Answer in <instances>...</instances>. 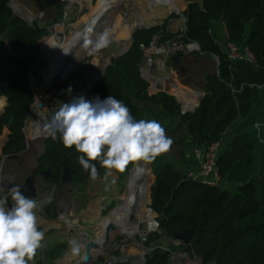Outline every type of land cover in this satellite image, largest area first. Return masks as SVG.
Wrapping results in <instances>:
<instances>
[{
    "label": "trees",
    "instance_id": "16d2710c",
    "mask_svg": "<svg viewBox=\"0 0 264 264\" xmlns=\"http://www.w3.org/2000/svg\"><path fill=\"white\" fill-rule=\"evenodd\" d=\"M11 1L0 0V41L6 39L13 52L0 49V97L8 99L0 117V136L4 127L10 130L3 155L19 154L27 148L24 127L35 100L30 74L42 80V70L49 59L42 52L41 42L50 35L48 26L62 16L61 7L54 19H45L41 25L37 21L30 23L14 12ZM187 1L190 2L184 12L187 38L197 42L204 55L219 58L218 74H206L205 94L195 112L182 114L175 96L165 91L152 93L149 83L142 78L145 57L141 45H149L154 38L161 44L176 36L166 26L158 25L133 33L130 49L112 59L87 100L96 96L103 100L111 95L121 100L137 120L150 119L142 115L137 103L160 107L162 116L178 121L173 131L166 134L173 139V148H181L183 161L190 148L194 153L196 148L222 142L217 159L221 184L217 186L190 178L189 173L161 155L150 162L152 182L154 176L155 181L145 191V201L149 203L151 197L148 211L157 215L154 225L159 231L149 234L147 247L162 244L163 234L174 239L193 228L200 233L199 244L206 251L204 264H264V126L260 132L255 128L256 122H264V0ZM96 9L95 4L91 12ZM218 22L225 24L228 34L225 43L248 47L257 59L256 65L228 58L226 47L224 50L212 33ZM13 115L14 121L9 124ZM44 145L32 174L44 176L45 185L62 184L64 155L67 165L77 168L72 175L74 184L90 180L89 173L78 162L80 153L74 147L66 148L59 134L56 139L47 137ZM96 166L103 177L104 169L98 163ZM133 167L130 164L120 174L127 175ZM48 169L51 173L43 175ZM229 184H235L236 188L230 190ZM44 211L49 219L55 218L56 203H49ZM67 250V242L61 240L43 253L38 264H55ZM146 264H169V252L154 249L146 256Z\"/></svg>",
    "mask_w": 264,
    "mask_h": 264
},
{
    "label": "rangeland",
    "instance_id": "374dc122",
    "mask_svg": "<svg viewBox=\"0 0 264 264\" xmlns=\"http://www.w3.org/2000/svg\"><path fill=\"white\" fill-rule=\"evenodd\" d=\"M199 1L201 2L202 0ZM101 3L102 0H85L83 4L84 11L81 14L77 13L76 17L73 20V26L68 28L65 34L61 35V38L55 36L58 42H64L67 40L66 44L61 48V51L67 49L70 41L75 36V33L78 31H82L85 25L97 15V11L100 9ZM189 3H190L189 1L184 0V3L182 4L180 3L181 4L180 6L183 9L187 10ZM63 4L64 2L61 5H59L57 3V0H12L11 1V7L13 8L16 14H19V12L23 10L24 14H26L25 17L28 14H30L32 17L37 19L38 13L44 11L46 20L54 19L55 16L54 9L56 7H59V9H61V7H63ZM95 4L97 5V9L91 12ZM150 10L151 9L149 7L148 0H129L123 2L122 4L119 5V7L113 10L109 18H106L104 22L99 24L98 27H96L95 29V33L102 32L105 27L111 29L112 43L110 44L109 47L101 50L98 54L94 56H89L86 50L81 45L78 46L79 48L78 50L76 49V53H73L69 57V62L75 65V69L72 72L66 74L65 77L64 75L63 76L61 75V78L64 80V82L63 80H61L62 82L58 85L56 90L50 96L48 95V101L46 103V108L44 112H40L38 109H35L30 113L31 115L26 124L29 129L27 131V134L26 132L25 134L27 136V139L30 138L35 142L33 141L32 143L27 144L29 149L26 148L24 152L19 154L13 153L8 157L4 156L3 162L2 160H0V167L6 173H9L11 175L9 176L11 177V179L15 178L17 181L20 179L19 184L23 185L25 179L30 174H32L31 172L34 171L35 168L37 167V159L40 153L44 150V146H45L44 141L47 137H49L47 134H44L42 131L41 132L37 131V127H38L37 121H39L42 117L50 118L52 112L54 111L53 108L57 106V102H64V103L70 102L72 99L68 100V98L73 95L74 91H79L83 88H87L89 93V91L93 89L91 87H94L95 84L103 77L107 67L111 64L112 59L124 55L130 49L132 43V35L137 29L145 28V26H157V25L163 27L166 26L167 30L171 33L183 29L184 23L182 20V16L180 14L177 15L175 14L174 16H171L169 15L167 8H162V7L157 8L155 11H150ZM89 14L90 17L87 20H83V18ZM138 20L141 22V24L138 25L135 29V23ZM33 22L36 21L35 20L30 21V23ZM129 29H132L130 41L127 40L126 42L127 49L124 52H121L124 43L118 40L117 34L118 33L122 34V32L123 34H125L128 31H130ZM223 31L225 32V28L223 29ZM212 33L216 37V39H218L221 42V47L224 50H226L225 49L226 34L224 33L225 34V38H224L219 32H217L214 29V27H212ZM48 58L50 60L49 63L51 65V68L48 70L49 72L45 78L43 75L42 80L37 81L38 84L35 87H37L38 90H40L41 88H45L47 86L48 84L47 82L52 76L53 69L57 65V62L61 58V56L59 52H55ZM196 58L209 59L212 62V70L217 72V63L219 61L217 56L196 54ZM172 79L175 80V78ZM69 86L72 87L71 95L67 93V89ZM161 90L162 89H159L158 92H160ZM165 91H167L170 94H174V90L173 89L170 90L169 88V83L167 84ZM89 94H87L84 98L87 99ZM137 104L141 110V113H143L142 115L147 116L146 113H148L150 110L148 111L144 107L148 108V105L142 103H137ZM154 111L156 112V115H154L152 119L158 120L165 128L166 133L173 131V129L178 125L177 123L178 121H172V119H167L166 121L161 120L160 114L162 113L158 111V109H154ZM1 145L2 143L0 144V154H2ZM170 150L171 151L168 152L172 155L167 156L168 153L167 152L162 154L161 156L164 157L169 162H173L178 168L181 169V171H183V169L186 168L189 161H187V159L186 161H183L181 159V155L179 154L181 148H173V146H171ZM192 151L193 149L191 148L187 151V158L192 154ZM21 162L25 163V165L28 164L30 170L29 172L24 173L25 170L22 169L23 173L21 174L20 177L19 165ZM147 163L149 167V177L147 180V184L145 186V190L141 195V202L137 206V210L135 212L134 217H136L137 219H136V225H134V231H132V233L130 234L131 239L127 237V235L129 234L126 232H122V233L111 232L113 234L112 237L113 240L110 243L109 248H107L108 250L103 251L102 253L99 252L98 255H96L95 259L93 260L92 264H105L106 260H108L110 256L118 257L119 252L117 251V248L121 247L122 245H127L126 248L130 249V252L134 254L133 258H137L138 254H140L142 247L138 246V241H140L139 234H136L135 236L133 235L135 234L136 231H139L140 234L142 235L143 232H145L148 227L150 228V226L146 223V222L149 223V218L151 217L150 218L151 222L155 218V215H153V213H149L148 211L149 210L148 208L151 204V198L149 203L145 201L144 193L145 191L147 192V188L152 182L154 175L152 170V165L150 164V162ZM136 164H134V166H136ZM132 169L125 176H122L120 173H118V180L115 183H113L112 189L106 188V183L102 180V177L97 179L95 184L99 185L98 181H102L103 183V194L99 196L103 199V201L101 205L102 208L100 210L101 215L97 216V219L92 222H85L84 218L81 217L79 213L76 212L78 206V196H77L78 193L76 191L77 186L75 187L74 185L77 184L71 182L65 185L61 184L58 186L49 187L43 183L44 176H42L43 178L38 176L37 187L40 197L37 200L38 208L36 210V214L38 216V227L40 230H43L45 232V239L42 242V247L37 250L36 256L34 257V260L30 262V264H38V261L41 259L43 253L46 252V250L50 249L57 242L61 240H65L67 242L70 238H77L80 244L82 245L79 255L76 256L72 255L68 246L67 252L63 256L56 259L54 263L76 264L78 261H80L83 257V253L87 241L92 239L96 240L99 238V236L103 232V224L105 219L107 217H110L111 213L118 206L122 205L125 197L128 196V191H129L128 183L132 173ZM151 172L153 173V175L151 174ZM90 181L91 179L87 183H89ZM154 181H155V177L150 188L152 187ZM3 184L0 185V189H2ZM234 188H236L235 184L229 186V189L232 191ZM48 197L49 199L46 200ZM51 202L56 203V208L58 213L57 216L53 219H49L44 211L46 205H48ZM90 203L92 204L94 203V201ZM109 237H111V235ZM51 238L52 241H49ZM82 239H83V243H82ZM130 242L131 244L128 246ZM174 248L176 249L180 247L175 246Z\"/></svg>",
    "mask_w": 264,
    "mask_h": 264
},
{
    "label": "clouds",
    "instance_id": "9594fccd",
    "mask_svg": "<svg viewBox=\"0 0 264 264\" xmlns=\"http://www.w3.org/2000/svg\"><path fill=\"white\" fill-rule=\"evenodd\" d=\"M96 23L91 20L73 37L89 56L112 43L108 27L94 35ZM67 93L71 95V86ZM37 126L53 139L59 134L66 148L74 147L80 153L79 164L92 181L101 178L98 163L104 169L106 187L114 173H124L130 164L154 161L170 151L174 142L158 120L134 119L130 109L111 95L103 100L80 96L68 103L57 102L50 118L42 117ZM37 208V200L26 197L19 185L11 187L7 196H0V264H30L34 260L45 239V232L38 227ZM67 243L71 254L79 255V240L70 238Z\"/></svg>",
    "mask_w": 264,
    "mask_h": 264
},
{
    "label": "built area",
    "instance_id": "2783aa9c",
    "mask_svg": "<svg viewBox=\"0 0 264 264\" xmlns=\"http://www.w3.org/2000/svg\"><path fill=\"white\" fill-rule=\"evenodd\" d=\"M63 7H62V16L56 23L48 26V30L50 32L51 36L60 37L61 35L65 34L66 30L73 26V20L76 17L77 13L81 14L84 11V2L85 0H64L63 1ZM179 8L178 10H171L169 11V15L174 16L175 14H180L182 16L183 20V29L177 30L176 32H172L176 34L174 38H171L167 40L164 43L159 44L157 41V38H154V40L149 45H141V48L144 52V63L141 66V75L142 78L145 79L149 83V90L152 93H158L159 89H162L161 91H165L166 86L168 83L172 81V70L170 68V58L175 53H195L199 55H204L202 53L200 45L195 42L191 41L187 38V20L185 18L184 12L186 9H183L180 5L184 3V0H178ZM181 3V4H180ZM153 4V6H152ZM149 5L151 6L153 11H155L157 8H168L166 3H159L156 2V0H149ZM27 18L30 21H37L40 25L45 20V12L41 11L37 15V19L32 17L30 14L27 15ZM29 21V22H30ZM152 26H145V28H150ZM49 36L46 37L41 42V49L45 57H50L53 53L49 51V49L46 48L45 40L49 39ZM226 38H228V34L226 32ZM4 48L6 49L10 54H13L12 48L7 40L0 41V49ZM226 49L228 58L231 61L234 62H245L248 64L256 65L257 59L255 55L249 50L248 47H239L238 45L228 41L226 43ZM49 59V58H48ZM219 60V58H218ZM50 62V60H49ZM50 63H48L49 66ZM47 66V67H48ZM218 68H219V61L217 63V74H218ZM44 73L42 72V76ZM38 80L33 73L30 74V87H35L38 83ZM251 88L258 87L261 88V86L258 85H250ZM93 88V87H91ZM85 89V88H83ZM87 89V88H86ZM243 89V88H242ZM92 91V89L89 91V93ZM167 92V91H165ZM236 92V90H234ZM86 93H88V89L86 90ZM175 94V93H174ZM176 97L178 99V102L181 105L182 114H186L189 112H195V110L199 107V101H188L185 100V98L181 97L180 95L176 94ZM35 102V100H34ZM32 104L31 112L34 111ZM30 117V116H29ZM29 119V118H28ZM28 120L26 121L27 124ZM264 126V122H256L255 128L258 132H260L261 128ZM28 126L25 125L24 127V133L28 131ZM25 134V143L30 144L34 140L27 139V136ZM27 139V140H26ZM35 142V141H34ZM206 147H199L194 150L195 157L199 163V169L194 172H190L188 175L190 178L194 180H198L202 182L205 185L209 186H217L221 184V176L217 165V159L218 155L222 148V142L217 141L213 142L212 144L205 145ZM28 147V145H27ZM29 148V147H28ZM13 181L15 183L17 180L11 179L10 181ZM13 183H9V185L0 191V196H7V190L11 188V185ZM156 217V215H155ZM154 222V220H153ZM159 231L156 226L152 227L151 229H148L143 232L141 235L139 234V240L138 246L142 247V250L140 251V254H138L137 258H133L134 254L130 252V249H127V245H122L121 247L117 248V251L119 252L118 257L117 256H110L108 260H106L105 264H146V256L151 253L156 248H161L164 251L169 252V264H200L198 254L195 252L193 248L191 250H187L182 248L184 245L181 241L176 240L175 238H167L164 234L162 235L161 242L162 244H155L151 247H147L145 243L148 241V236L152 232ZM127 235V234H126ZM129 239H131L130 235H127ZM164 241H168V244H173V247L177 246L180 248H172L170 245L164 244ZM131 244V242L128 244V246ZM116 245V244H115ZM114 245V246H115ZM116 251V248H115Z\"/></svg>",
    "mask_w": 264,
    "mask_h": 264
},
{
    "label": "bare ground",
    "instance_id": "6f19581e",
    "mask_svg": "<svg viewBox=\"0 0 264 264\" xmlns=\"http://www.w3.org/2000/svg\"><path fill=\"white\" fill-rule=\"evenodd\" d=\"M126 1H129V0H102V3L100 5V9L97 11V15L93 18L97 21L96 27H98L99 24L103 23L106 18H109L110 15L112 14L113 10H115V8L119 7L120 4H122L123 2H126ZM148 2H149V0H148ZM156 2L166 3V5L168 7L167 8L168 12L173 10V9L178 10V8H179L178 0H156ZM152 6H153V4H152ZM149 7L151 9L150 11L154 10L151 8L150 5H149ZM140 24H141V22L138 20L135 23V29ZM96 27H95V29H96ZM135 29H133V30H135ZM129 30L130 31H128L125 34H123V32H122V34L121 33L117 34L118 40L122 41L124 43V46H122V49H121L122 51L120 50L121 52H124L127 49V47H126L127 40L130 41L132 29H129ZM94 34H95V31H94ZM66 42H67V40L64 42H58L55 36H51L44 43L46 45V48L49 49V51H52L53 53L59 52L61 58L58 60L57 65L53 69L52 76L48 80L47 86L45 88H41L40 90H38L37 87H32V91L35 95V102L33 105L34 110L38 109L40 112H44V110L46 108V103L48 101V95L50 96L56 90L58 85L62 82L61 80H63L61 78V75L62 76L64 75V77H65L66 74L72 72L75 69V65H73V63L71 64L69 62V57L73 53H76V49L78 50V48H79L78 46H80V43H74L73 39H72L70 41L67 49L64 50L65 52H68L69 50H71V51L68 54H65L63 51H61V48L66 44ZM50 68H51V65L49 64L48 70ZM48 70L46 72H44V78L47 76V74L49 72ZM63 82H64V80H63ZM86 90L87 89L85 88V89H81L79 91H74L73 95L71 97H69L68 100H71L73 97H80V96L85 97L87 95ZM50 91H51V93H50ZM40 103L43 104L42 108L39 107ZM56 107L57 106H55L53 108V110ZM37 131L41 132L42 130L39 127H37ZM148 177H149L148 163L145 161L138 162L136 164V166L133 167L132 173H131V176L129 179L128 196L125 197L122 205L118 206L111 213V216L107 217L105 219L104 224H103V232L99 236V238L96 240L92 239V240L96 241L100 246L99 250H97V251L93 250L94 255L95 254L98 255L99 252L102 253L103 251L108 250L107 248H109L110 243L113 240L112 239V237H113L112 233H110L111 237H109V238H107V236L105 234V227L107 224L112 223V224L116 225V229L114 231H112L113 233L114 232H116V233L126 232L130 235L132 233V231H134V225H136V219H137L136 217H134L135 212L137 210V206L141 202V195L143 194V192L145 190V186L147 184ZM48 199H49V197L46 200H48ZM153 215H155V214H153ZM150 218H149V223L146 222L150 226V228L148 227V229H151L152 227L155 226L154 222L153 221L151 222ZM138 233H140V232L136 231L133 236H135ZM82 243H83V239H82ZM84 253H85V250H84ZM76 264H84L83 259L78 261Z\"/></svg>",
    "mask_w": 264,
    "mask_h": 264
},
{
    "label": "crops",
    "instance_id": "0c3cea01",
    "mask_svg": "<svg viewBox=\"0 0 264 264\" xmlns=\"http://www.w3.org/2000/svg\"><path fill=\"white\" fill-rule=\"evenodd\" d=\"M19 14H17V15H19L20 17L25 18V19L27 18V16L25 17L26 14H24L23 10L20 11ZM54 15H55V11H54ZM27 20H28V18H27ZM28 21H30V20H28ZM224 28H225V32L223 31ZM214 29L217 32H219L225 38V34L227 31H226L225 24L223 22L216 23L214 25ZM4 40H6V39H4ZM225 47H226V43H225ZM181 59H182V63H181L182 68L177 70L176 72H172V75H171L172 78H175V80L172 79V81L169 83L170 90L173 89L174 93H175V94H171V95H173L175 97H176V94L180 95L181 97L185 98V100H188V101H200L201 98L205 94L206 74L211 73V74L217 75V72L212 70V62L209 59H207V58H196L195 53H182ZM0 62H2V60H0ZM176 99H177V97H176ZM0 104H1L0 105V117H1V115L5 111V108L8 105V99L5 96L0 97ZM144 108H146V110H148V111L150 110L148 113H146L147 117H149L150 119H152V117L154 115H156V112L154 111V109H158V111L163 113V110L160 107L153 106L150 104L148 105V108L147 107H144ZM153 112H155V113H153ZM160 116H162V115L160 114ZM160 118H161V120H164V121H166L168 119L165 116H162ZM9 135H10V130L6 126V127H4L2 135L0 136V140L2 138V140L0 142V144L2 143V145H1L2 150H3V146L8 141ZM187 138L191 139V138H189V136H187ZM44 149H45V147H44ZM43 152H44V150L40 153V155ZM9 155H11V154H9ZM9 155H3V153L0 154V157H2L1 158L2 162L4 161L3 157L4 156L8 157ZM40 155H39V157H40ZM187 161H189V163L187 164L186 168L183 169V172L190 173V172L197 171L199 169V163H198L196 157L194 156L193 152L190 156H188ZM37 166H38V163H37ZM19 167H20V169H19L20 170V177H21V174L23 173L22 169L25 170L24 173L29 172V170H30L29 165L28 164L25 165V163H23V162L20 163ZM9 176H11V175L9 173H6L0 167V185L4 183L3 187H2L3 189H5L9 185L10 182L13 183L12 180L9 182V180H10ZM112 180H114L115 182L118 180V173H114L112 177H109V182H108L106 188H108V189L113 188V183H111ZM96 181L91 180L87 184L74 185L75 187L77 186L76 191L78 193V195H77L78 196V206H77L76 212L79 213V215L84 218L85 222L95 221L97 219V216L101 215L100 210L102 208L101 205H102L103 199L99 196L103 194V183H102V181H98L99 182V185H98V184H95ZM19 182H20V179L18 181H16L15 183H13L11 185V187H13L15 185L22 186L19 184ZM63 185H65V184H63ZM229 185H232V184H229ZM8 190H7V194H8ZM93 201H94V203L91 204L90 202H93ZM95 202H96V204H95ZM49 241H52V238ZM164 244H166L168 246L170 245V244H168V241H164ZM170 246L172 248H174L173 244H171ZM132 251H134V250H132Z\"/></svg>",
    "mask_w": 264,
    "mask_h": 264
},
{
    "label": "water",
    "instance_id": "95a60500",
    "mask_svg": "<svg viewBox=\"0 0 264 264\" xmlns=\"http://www.w3.org/2000/svg\"><path fill=\"white\" fill-rule=\"evenodd\" d=\"M63 1L64 0H57V3L59 5H61L63 3ZM54 11H55V15L58 16L59 8L56 7ZM181 63H182L181 54H179V53L173 54L170 58V64H169L172 72H176L177 70L181 69L182 68ZM47 66L42 70L43 73L47 69ZM34 97H35V95H34ZM39 107L42 108L43 104L40 103ZM14 117L15 116L13 115L9 124L13 123ZM66 158H67V156L64 155L62 184L71 183L72 182V175L77 171V168L71 169L67 165ZM50 173H51V170L48 169V171L44 172L43 175L48 176ZM20 187L22 189V193L26 197H31V198H34L36 200L39 199L40 195H39V191H38V187H37V178L35 175H29L25 179L24 184ZM8 206L9 207L11 206V200H9ZM115 229H116L115 224L109 223L106 225L105 234H106L107 238H109L110 233L112 231H114ZM175 239L181 241L184 246L193 248L195 250V252L198 254L200 264H204L206 251L199 244L200 233L198 231L191 228V229L187 230L185 233L178 234L177 236H175ZM99 249H100V246L96 241H94V240L87 241V243L85 245V253L83 254V257H82L84 264H92L93 260L96 257L95 256L96 254L94 255V251H97ZM212 264H216V262H213Z\"/></svg>",
    "mask_w": 264,
    "mask_h": 264
},
{
    "label": "flooded vegetation",
    "instance_id": "af4514ba",
    "mask_svg": "<svg viewBox=\"0 0 264 264\" xmlns=\"http://www.w3.org/2000/svg\"><path fill=\"white\" fill-rule=\"evenodd\" d=\"M34 171H35V170H34ZM34 171H33V172H34ZM33 172H32V173H33ZM30 175H33V174H30ZM39 177H42V175H40ZM36 178L38 179V176H36ZM42 178H43V177H42Z\"/></svg>",
    "mask_w": 264,
    "mask_h": 264
}]
</instances>
